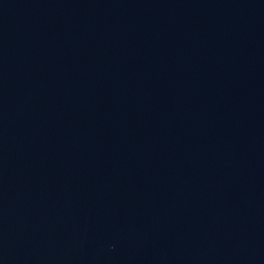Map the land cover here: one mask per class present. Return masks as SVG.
<instances>
[{
    "label": "water",
    "instance_id": "water-1",
    "mask_svg": "<svg viewBox=\"0 0 264 264\" xmlns=\"http://www.w3.org/2000/svg\"><path fill=\"white\" fill-rule=\"evenodd\" d=\"M0 264H264V0H0Z\"/></svg>",
    "mask_w": 264,
    "mask_h": 264
}]
</instances>
